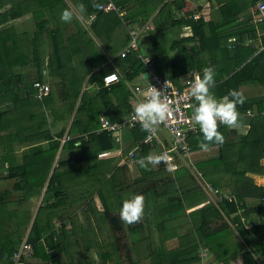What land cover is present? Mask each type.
I'll use <instances>...</instances> for the list:
<instances>
[{"label": "trees", "instance_id": "obj_1", "mask_svg": "<svg viewBox=\"0 0 264 264\" xmlns=\"http://www.w3.org/2000/svg\"><path fill=\"white\" fill-rule=\"evenodd\" d=\"M235 1H218L215 9L218 18L208 22L175 19V11L185 7L184 0L162 4L159 18L147 22L148 16H144L139 20L152 26L148 31L156 51L161 35L158 33V36L160 29L156 31L157 28L180 24L193 29L192 35L174 39L172 46L179 50L170 62L166 61L170 59L167 51L164 54L159 50L154 55L155 70L181 86V76L190 70L200 71L202 75L205 67H211L216 82L211 91L217 90V97L229 89L241 93L242 86L248 84L264 87V49L258 51V45L243 43L248 34L262 46L264 22L252 23L249 14L238 21L245 7L237 9ZM248 1L254 7L261 0ZM64 2L0 0V131H3L1 124L6 122L16 127L0 137V144L7 150L2 151L0 147V167L8 169L11 176L20 175L17 184L25 200L42 194L35 213L20 208L6 213V203L0 202V264H16L15 252L22 253L21 264H60L62 259L70 264H143L146 260L148 264H233L238 259H241L240 264H264V182L258 183L255 179V175L264 176V115L251 116L247 112L250 109L264 112V93L244 97V102L237 105L240 123L248 126L247 131L231 130L230 133L229 127L218 123L224 142L209 143V147L218 145L213 161L200 158L195 163L201 178L203 176L218 190L216 202L206 201L199 182L183 162L174 169L172 179L169 174L167 179L164 173L160 175L168 168L167 163L161 162V168L156 170L151 165L147 170L139 168L141 175L127 182L123 174L125 167H115L110 157L99 156L102 151L119 148L120 143H115L106 131L88 132L99 128L102 115L110 120L126 115L132 108L131 91L121 78L116 84L104 85L103 76L111 71L103 65L107 57L99 58L92 46L94 41L88 38L86 43L80 31L74 36L66 34L65 30L71 29L72 24L76 28L77 23L73 19L67 25L70 22L60 19L59 4L66 5ZM103 2L83 0L86 26L95 30L97 23L103 25L111 18L110 11L102 10L91 24L87 23L90 14ZM186 11V15L194 13ZM26 14L37 20L35 34L38 37L46 34L45 38L42 35V40L53 46L49 49L50 70L44 59L47 53L39 50L37 37L28 41V32L16 30V20ZM52 20L56 24H52ZM94 33L98 35L97 29ZM166 36L168 38L167 32L162 33V41ZM230 38H234V42H230ZM78 39L84 43V51L77 48ZM211 40L216 46L209 53V60H205V48ZM187 41L195 43L190 50L184 47ZM72 42L76 46H72ZM130 53L119 56L126 64L125 77L133 81L147 68L139 55L140 49ZM47 72L54 82L50 92L43 95L35 83H46ZM56 100L65 104L63 111L58 110ZM23 117L27 119L23 121ZM130 133L132 142L124 153L136 142L140 143L146 134L141 127ZM123 138L124 134L122 141ZM201 138L200 130L190 136L192 154L199 149ZM32 140L34 146L22 152L21 161L17 162L19 156L13 153L12 143ZM150 152L151 146L141 144L135 155L140 158ZM6 177L1 175L2 179ZM172 189L174 195L168 196ZM133 193L143 195V214L138 221L126 223L120 220L119 209L122 200ZM151 195L154 198L149 201ZM96 196L102 207L96 205ZM78 205L85 225L91 229L90 233L84 232L91 244L84 241L83 247L77 228L84 229L85 225L77 219L78 214L69 211L70 206ZM12 213L16 214L12 216ZM55 218L61 221L59 228ZM67 222L71 227H67ZM125 237L133 242L128 252L122 254ZM173 237H177L178 244L169 248L166 240ZM143 241L147 244L144 254L131 255L143 247ZM24 245L30 246L28 252H22ZM93 246L96 248L92 253ZM75 250L80 251V255L75 256Z\"/></svg>", "mask_w": 264, "mask_h": 264}, {"label": "crops", "instance_id": "obj_2", "mask_svg": "<svg viewBox=\"0 0 264 264\" xmlns=\"http://www.w3.org/2000/svg\"><path fill=\"white\" fill-rule=\"evenodd\" d=\"M64 1L67 2L68 4H70V3L73 4L74 9H79L80 7H82L84 10L83 0H64ZM94 1H97V0H94ZM103 1L104 2L100 3V4L105 5L109 2H111L115 7L113 10L110 11V13H111L110 19H108L106 22H104L103 25H101V23H97V26H95V30L96 29H97V31L99 30L98 35H97V33L96 34L94 33L95 38L97 41L98 40L102 41L103 48L109 54L108 55L109 57L107 56L108 58L103 63V65L108 66L111 71L118 72L121 76V81H124L125 85L127 86L128 89H130V91L132 89V86L136 82L143 83V81H144L143 79L147 76V69H146V71L144 73H142L140 76H136L132 81V80H128L125 77L127 72L126 73L123 72V68L124 67L126 68V64L123 61H121L122 59L120 57L121 56L120 53L122 51H124L129 46L130 40H131V36H129V35H131L132 30H137L138 32L141 31L140 35L137 38V43H138V39H139L138 47L141 50V53L139 55H142V59L144 58V60L150 59L152 66H154L152 64V59L154 58V55L159 52V50H161L160 52H163L164 54H165V51H167V53H169L170 59H166V61L170 62L173 55H175V53L179 50V48H177V46L176 47L172 46L174 39H176V38L179 39L180 37L190 36L193 34V29L190 25H180V24L176 25L175 24L174 26L169 25L167 28H165L164 26L161 28H157L156 31L160 29L159 31H157V34L159 33L162 35V33L167 32L168 38H167V41L164 42V41H162V37L160 35V37H159L160 38L159 39L160 40V44H159L160 46H159V50L156 51L154 48L153 40L150 36L151 34L148 31V30L152 29V26H150V24H149V26H146L144 24V22L139 21V20L143 19L144 16H148L147 22L149 20L155 19L157 17L159 18L160 14H158V12L161 9V7L163 6L162 4L167 2L166 0H163L162 3L159 0H103ZM218 1H222V0H184L185 7L183 8L182 11H175V15H174L175 17L174 18L175 19H190L191 18L195 21L199 20V19H203L207 22L213 18L217 19L218 16L215 13V9L218 6ZM236 1L238 3V6L236 8L238 9V7H241V8L245 7L244 11H246L245 14L243 13L244 11L241 12L240 16L238 17L237 20L241 21L242 19H245L246 15L249 14V15H251V18H252L251 22L254 24H258V22H256L254 20V12H255L257 5L252 7L250 5V1H248V0H236ZM170 2H172V1H170ZM146 9L148 11H146ZM186 10L192 11L194 13L190 14V15H186V13H185V12H187ZM182 12L185 14L183 15ZM83 13H84V11L82 12V14ZM197 14H200L201 17L195 18L194 16ZM82 17H83V19L86 18L83 15H82ZM132 20H135V22H131ZM119 21L121 23H119ZM159 21H161V19ZM178 26L184 28V32L179 31L177 29ZM74 27H75V25L73 24L71 29H66L65 30L66 34H70L73 36L78 35V30ZM257 30L261 31L260 28H257ZM159 34H158V36H159ZM127 37L129 38V40H127ZM121 39H122V41H121ZM96 40H94V42H96ZM79 41H78L77 48H79V50L82 49V51H84V43L82 41H80V42ZM119 41H120V46L116 47L115 44L118 43ZM229 41L234 42V38H230ZM162 43H163V47H162ZM243 43H245L248 46H253V47L258 45V51L263 50V49H261L262 46H260L259 42L254 41V39L251 40L250 36H248V34H246L245 40ZM194 44L195 43H193V42L187 41L186 44H184V47L186 49L190 50L191 46H194ZM80 46H81V48H80ZM215 46H216V44L213 42V40H211V43L205 48V52H206L204 54L205 60H209L208 59L209 53L212 52V48ZM112 50H114V52H115L113 55L110 53ZM132 51H134V49H131L129 51V53ZM118 82H116V83H118ZM116 83H114V84H116ZM215 84H216V82L214 83V85ZM86 85H87V82L84 85L85 88L87 87ZM212 92L214 93L215 96L218 95L217 90H214ZM263 93H264V87L260 86L259 84H248V85L242 86V88H241V95L243 97H258ZM129 102H130V105H132L133 102L130 99V97H129ZM259 114L264 115V112L258 113V112H254L250 109V115L251 116H255V115H259ZM26 119H27L26 117H23V121ZM0 120H1V118H0ZM20 120H22V117L20 118ZM1 125L3 126V129H2L3 131H0V137H1V135L6 134L7 132H11V131L16 130V127H14L15 124L11 123V122H6V123H3ZM247 127H248L247 125L240 123L239 128H229V131L231 133V130H237V133H241V132L245 133L248 129ZM89 132H91V131H89ZM123 134H124V138H123L122 144L119 146V148L121 150H119V148L116 147L115 149L112 150L113 152L110 155H107L105 157L106 158L110 157V159L113 160L112 165H114L116 163L115 167H119V166L125 167L123 170V174L126 175V177H125L126 181L131 182L135 177L141 175L140 174L141 168L139 167V165L136 162H130L129 161L127 154L132 148L128 152L124 153L125 148H128L129 144L132 142V136H131L130 130L124 131ZM0 141H1V139H0ZM33 143H35V141H33V140L30 143H20L19 141H14L12 143V146H13L12 150L14 151L13 153L19 156L17 162L21 161L22 152H24L26 150L28 152V150L31 149V146H34ZM137 145H139V141L136 142L135 146H137ZM149 146H151V145H149ZM0 147H1L2 151H4V149L6 150V148L3 144H0ZM139 149H141V147H139ZM139 149H138V151H139ZM152 150L153 149L151 146V152H152ZM217 150H218V145H214V146L209 147L207 151H201L200 149L195 150V151H193L192 159L189 163H196L197 161L200 160V158H206L209 161L210 160L213 161V157L216 155ZM1 154H2V152L0 153V155ZM137 159H139V158H137ZM6 166H8L7 162H6ZM151 167L154 170L161 168L160 164L151 165ZM163 173H164V179H167L168 177L172 179V176H174V171H168L167 169H166V171H164V170L161 171L160 175ZM130 174H132L134 176L132 179L131 178L129 179ZM167 174H169L168 177H166ZM200 174L201 173H199V175ZM1 175H5L7 177L2 179ZM13 179H14V183L11 182V181H13ZM20 179H21L20 175L19 176L18 175L11 176L8 172V169L0 167V202L6 203V206H5L6 213L11 212L12 210L14 211L17 208L26 209V210L29 209L30 211L31 210L37 211V209H38V206L40 204L41 199H40L39 203L37 204L38 206L37 205L34 206L32 204V201H33L32 199L33 198L37 199V197L42 198V194L41 195H35V196L33 195L32 197H30V199L28 201L25 200L24 195H23V191L19 187V184H17ZM195 179H196V177H195ZM255 179L258 181V183L264 182V176L255 175ZM199 185L205 194L207 193L210 196H213L212 193L209 192L210 190L208 188L209 185H211V184L209 182L205 181L203 176L201 178V181L199 182ZM163 186H165V185H163ZM156 191H158V190H156ZM174 193H175V190L172 189L168 193V196H172V195H174ZM96 198H97V196L95 197L96 205L98 206L97 202L102 204L101 201L99 200V198H98V201ZM153 198H154V195H151V198H149V201H152ZM215 199H216V197H215ZM70 208H72V207L70 206L69 209ZM142 221L145 222L143 219H142ZM146 226L148 227L147 224H146ZM68 227H70V225H68Z\"/></svg>", "mask_w": 264, "mask_h": 264}, {"label": "built area", "instance_id": "obj_3", "mask_svg": "<svg viewBox=\"0 0 264 264\" xmlns=\"http://www.w3.org/2000/svg\"><path fill=\"white\" fill-rule=\"evenodd\" d=\"M99 5H102V7H98V10L90 14L87 20L88 24H91L96 19L100 11H111L115 8L111 2L105 5ZM182 14L184 15L185 13L182 12ZM194 17L200 18L201 15L197 14ZM254 20L256 22H264V0L258 2L254 12ZM140 33L141 31L138 32L137 30L131 31L130 44L120 53L121 57L128 55L131 49H139L137 38ZM261 49H264V41ZM144 62L147 67V76L143 79V83L136 82L132 86L130 99L133 103L131 102V110L117 120H110L104 115L100 116L99 128L88 134H92L93 132L99 134L102 131H106L112 135L115 143H120L121 145L124 131L140 127L133 111L137 101L145 97V93L151 85L155 86L157 89L163 91V99L169 104L171 116L161 122L152 131H145V137L139 145L132 148L127 155L130 162H136L138 159L136 158L135 152L141 147V144L151 145L153 149L151 153H167L170 159L165 163H167L168 166H174V169H176L179 166L178 163H189L191 161L192 149L189 143V138L191 135L199 131L198 124L191 119L192 109L196 101L190 95V86L195 76L198 74L200 75V71L190 70L186 75L181 76V86H178L170 77L160 75L155 70L154 66L151 65L150 59H146ZM120 78L118 72L110 71L103 76V82L105 86H109L120 81ZM35 86L39 87L40 94H48L49 86L46 83L41 84L36 82ZM247 112L250 113V110ZM88 134H85V137H88ZM119 150L121 149L119 148ZM112 152V150L102 151L99 153V156L104 157L110 155ZM208 188L210 190L209 192L216 197L218 190L212 188L211 185H209ZM234 225L237 226L238 224L234 223ZM29 249V245H24L22 247V252H28ZM14 254L15 262L17 261L16 264H21L19 259L22 253L15 252Z\"/></svg>", "mask_w": 264, "mask_h": 264}, {"label": "clouds", "instance_id": "obj_4", "mask_svg": "<svg viewBox=\"0 0 264 264\" xmlns=\"http://www.w3.org/2000/svg\"><path fill=\"white\" fill-rule=\"evenodd\" d=\"M102 7V5H97ZM83 8H67L61 11L60 19L71 22L73 19L83 22ZM215 83V73L211 67H205L202 75H196L191 82L190 95L196 101L192 109L191 119L199 126L202 138L198 143L201 151H207L209 143L222 144L223 134L218 131V123L229 128L240 127V113L238 104L244 102V97L235 89H229L224 95L217 97L211 91ZM140 127L145 131H152L161 122L171 116L169 104L163 99V91L150 86L145 97L139 99L133 109ZM170 159L167 153L153 154L139 158L136 163L140 168L148 169L149 165H158ZM168 171H174V166H168ZM143 195L130 194L123 199L119 209L120 220L126 223L138 221L143 214Z\"/></svg>", "mask_w": 264, "mask_h": 264}, {"label": "rangeland", "instance_id": "obj_5", "mask_svg": "<svg viewBox=\"0 0 264 264\" xmlns=\"http://www.w3.org/2000/svg\"><path fill=\"white\" fill-rule=\"evenodd\" d=\"M236 3H237V1H235ZM64 3H66V2H64ZM69 7V8H73L74 9V5L73 4H69V5H67V3H66V5L65 4H59V9H60V11H62V10H64V9H67V8H65V7ZM58 9V10H59ZM32 15L31 14H26L25 16H23V17H21V18H19V19H17L16 20V22H15V26H16V30L17 31H24V32H28V41H31L33 38H36L37 40V45L39 46L38 48H39V50H41L42 52L43 51H45V53H47V55L45 56V61H46V66H47V69L48 70H50L49 68H50V56H49V49H52L53 48V46L52 45H49V44H46L45 42H44V40H42V38L44 37H46V34H42V35H44L43 37H42V35H40L39 37L35 34V32L37 31L36 30V25H37V20L36 19H33L32 17H31ZM85 20L86 19H83V22H81V21H78V20H76V19H74V21L77 23V30L78 31H80L81 32V39L82 40H84L86 43H87V41H86V39L89 41V39L88 38H90V39H92V42L94 41V40H96V38H95V35H94V32H95V30L94 29H90V27L91 26H86V24H85ZM73 21V20H72ZM72 21L69 23V24H67V25H70L71 23H72ZM52 24H56V21L54 20H52ZM73 25V24H72ZM179 31H182V32H184V28H182V27H180V26H178V28H177ZM176 29V30H177ZM99 31V30H98ZM96 34V33H95ZM79 41V40H78ZM121 41H122V39H121ZM164 41H167V36H166V38H165V40ZM72 44V46H76V44L74 43V42H72L71 43ZM122 44V43H121ZM43 45V46H42ZM92 46L94 47V49H95V51H96V53L98 54V56H99V58H105V57H107L109 54L105 51V49L103 48V46H102V41L101 40H96V42H93L92 43ZM115 46L116 47H119L120 46V41L118 42V43H116L115 44ZM86 56H82V58H85ZM109 57V56H108ZM107 57V58H108ZM45 80L47 81L46 82V84L49 86V92H50V90H51V87H52V84H53V82H52V80L53 79H51V76H50V74H49V72H47V74L45 75ZM56 90H58V89H56ZM57 101V103H58V110L60 109V110H64L65 108H66V106H64L65 104L64 103H62L60 100L58 101V100H56ZM10 105L11 104H9L6 108H9L10 107ZM56 107V106H55ZM37 109H39L40 110V108H38L37 107ZM184 164H186V165H188L189 167H190V169H191V172L193 173V175L196 177V179H197V181L198 182H200L201 181V177H200V175H199V171H198V169H197V167H195V163H186V162H183ZM179 164V163H178ZM135 175V174H134ZM134 176L132 175V174H130V177H129V179L131 178H133ZM12 183H14V179H13V181H11ZM206 195H207V197H206V201H209V202H216V199H215V196H210L209 194H207L206 193ZM40 199H41V197H37V199L35 198H33L32 200V204L35 206V205H37L38 203H39V201H40ZM97 199V201H98V197L96 198ZM100 200V199H99ZM31 202V201H30ZM29 202V203H30ZM97 204H98V208L99 207H102V204H100V203H98L97 202ZM38 206V205H37ZM81 206V205H80ZM79 207V205L78 206H75V207H72V208H70L69 209V211L71 212H74V213H76V214H78V218L77 219H79V222L81 221V224L82 225H85V221H84V217H83V215L81 214V211H80V208H78ZM33 213H35V211L36 210H31ZM16 214V213H15ZM14 213H12L11 215L12 216H14L15 215ZM19 214V213H18ZM15 218V217H14ZM16 219V218H15ZM54 222L56 223V225H57V228H59L60 227V225H61V221L58 219V218H55L54 219ZM143 222V221H142ZM68 223V225H70V227H71V224L69 223V222H67ZM144 223V222H143ZM145 224V223H144ZM154 224H155V221H153V226H154ZM146 225V224H145ZM68 227V226H67ZM145 227H147V226H145ZM87 228V229H86ZM184 229H186V227H184ZM77 231H78V236L81 238V240H82V247H83V245L85 244V243H83L84 241H86V242H88L87 244L88 245H90L91 243L89 242V239L87 240L86 238H85V234H84V232H87L88 231V233H90L91 232V229L88 227V225H85V228L84 229H82V228H77ZM96 232H97V230H96ZM105 235H106V232L104 233ZM90 236H92L93 234L91 233V234H89ZM98 235L99 236H101L102 237V233H98ZM132 242L133 241H131V240H129L128 238H124V240H123V245H124V247H122L121 248V250H120V252H122V254H124L125 252H128V250H129V248H130V245L132 244ZM166 246L167 247H169V248H173V247H176L177 246V244H178V239H177V237H173V238H171V239H168V240H166ZM147 244H146V242L145 241H143V247H141V249H138L137 251H136V253L135 254H131V255H135V256H140V255H142V253L144 254V252H145V250L147 249V246H146ZM81 247V248H82ZM95 248L96 247H94L93 246V249H92V253H93V250H95ZM81 250V249H80ZM76 251V250H75ZM80 251H76V254H75V256H77V255H80V253H79ZM65 254V253H64ZM66 255H62V257H64V258H66L65 257ZM93 257L94 258H96L97 256L95 255V253H94V255H93ZM122 258H124V256H122ZM68 259H69V256H68ZM240 262H241V259H238L237 261H235L233 264H240ZM53 264V263H52ZM58 264V263H57ZM60 264H70L69 262H68V260H65V259H62L61 260V263ZM143 264H148V261L146 260Z\"/></svg>", "mask_w": 264, "mask_h": 264}, {"label": "bare ground", "instance_id": "obj_6", "mask_svg": "<svg viewBox=\"0 0 264 264\" xmlns=\"http://www.w3.org/2000/svg\"><path fill=\"white\" fill-rule=\"evenodd\" d=\"M190 143V142H189Z\"/></svg>", "mask_w": 264, "mask_h": 264}]
</instances>
